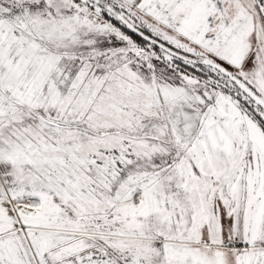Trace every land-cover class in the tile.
Listing matches in <instances>:
<instances>
[{
    "label": "snow or ice",
    "instance_id": "obj_1",
    "mask_svg": "<svg viewBox=\"0 0 264 264\" xmlns=\"http://www.w3.org/2000/svg\"><path fill=\"white\" fill-rule=\"evenodd\" d=\"M0 264H264V0H0Z\"/></svg>",
    "mask_w": 264,
    "mask_h": 264
}]
</instances>
